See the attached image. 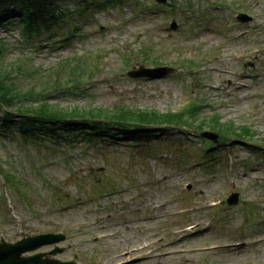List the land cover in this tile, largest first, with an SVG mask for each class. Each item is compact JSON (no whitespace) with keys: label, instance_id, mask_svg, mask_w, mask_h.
Masks as SVG:
<instances>
[{"label":"rangeland","instance_id":"374dc122","mask_svg":"<svg viewBox=\"0 0 264 264\" xmlns=\"http://www.w3.org/2000/svg\"><path fill=\"white\" fill-rule=\"evenodd\" d=\"M61 4L51 35L32 40L13 10L2 15L10 21L0 26V68L24 62L32 77L17 81L20 94L46 89H37L41 98L21 95V104L106 117L126 108L178 113L200 102L199 114L187 112L196 115L192 127L140 139L120 132L88 144L64 139L63 130L36 143L17 132L1 138L0 242L62 234L23 256L76 264H264V0ZM241 13L253 19L238 22ZM66 60L75 65L70 75L57 66ZM161 65L173 73L126 76ZM64 73L76 82H60ZM216 116L253 138L210 130ZM201 127L219 142L201 139Z\"/></svg>","mask_w":264,"mask_h":264},{"label":"trees","instance_id":"16d2710c","mask_svg":"<svg viewBox=\"0 0 264 264\" xmlns=\"http://www.w3.org/2000/svg\"><path fill=\"white\" fill-rule=\"evenodd\" d=\"M63 1L0 0V26L4 29L7 28V23L10 20L9 18L3 20L2 15L6 10H13L14 16L17 18L14 21H17L24 39L32 40L33 37H38L46 31H49L50 36L53 28L51 26L60 21L62 15L65 14L61 7ZM68 61L60 62L57 66L65 67L64 72L70 75L76 69L72 61ZM147 61L157 64L151 59ZM18 62L17 59H13L12 62H7V65H4L5 68H0V139L17 132L23 137L24 141L33 140L36 143L41 142L43 138L45 140L49 138L56 140L59 130L64 131L63 136L66 140L72 139V141H75L80 139L88 144L97 139L106 141L105 137L114 140L120 132L131 135L133 139H140L144 136L147 137L148 132H155L156 128L163 125L178 128L193 125L195 124L193 122L196 120V115H187V112H192L193 114L197 112L199 114L200 102L189 104V108H183L178 113L170 111L161 113L126 108L106 117H94L88 112H79L77 110H74V112L64 111L56 106L47 104L45 101L41 105L32 108L21 104V100H24L21 95H28L30 91L20 94V89L16 88L17 81H28L32 75L27 72L29 66L23 62L21 67H18ZM73 77L74 75H71V78ZM71 78L65 74L64 79L60 82H71L70 84L76 82L75 79ZM55 80L59 82V77ZM43 88L46 91L45 87L37 89L41 90ZM37 89L31 90L30 93L38 95ZM38 97L41 98L40 94ZM217 120L218 117L212 120L210 130L227 136H235L238 139L253 138L249 128H235L232 125L223 126L218 124ZM158 131L161 132L162 130ZM214 151L208 150L209 153Z\"/></svg>","mask_w":264,"mask_h":264},{"label":"water","instance_id":"95a60500","mask_svg":"<svg viewBox=\"0 0 264 264\" xmlns=\"http://www.w3.org/2000/svg\"><path fill=\"white\" fill-rule=\"evenodd\" d=\"M158 2L165 3L167 0H157ZM240 21H247L245 15H240L238 17ZM173 71L169 67H156V68H146L140 66L138 69L131 70L127 73V76L132 79H158ZM203 136L214 142L217 141V135L212 133H203ZM237 202V194H233L228 200L229 204H235ZM61 236L56 235H43L34 238H29L16 244H0V264H75V263H62L59 261H49L42 259L44 254H37L31 257H22V254L28 251H34L46 244H52L54 242L60 241ZM53 254L56 253L52 252Z\"/></svg>","mask_w":264,"mask_h":264},{"label":"bare ground","instance_id":"6f19581e","mask_svg":"<svg viewBox=\"0 0 264 264\" xmlns=\"http://www.w3.org/2000/svg\"><path fill=\"white\" fill-rule=\"evenodd\" d=\"M208 160H209L210 162H212V159H211V158H208Z\"/></svg>","mask_w":264,"mask_h":264}]
</instances>
